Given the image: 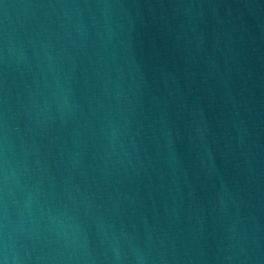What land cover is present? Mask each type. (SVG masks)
Wrapping results in <instances>:
<instances>
[{
	"label": "water",
	"instance_id": "1",
	"mask_svg": "<svg viewBox=\"0 0 264 264\" xmlns=\"http://www.w3.org/2000/svg\"><path fill=\"white\" fill-rule=\"evenodd\" d=\"M0 264H264V0H0Z\"/></svg>",
	"mask_w": 264,
	"mask_h": 264
}]
</instances>
